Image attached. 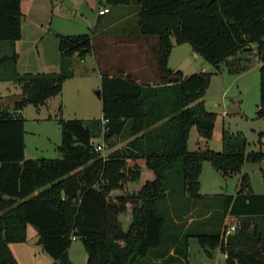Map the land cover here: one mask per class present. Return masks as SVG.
I'll list each match as a JSON object with an SVG mask.
<instances>
[{"label": "trees", "instance_id": "1", "mask_svg": "<svg viewBox=\"0 0 264 264\" xmlns=\"http://www.w3.org/2000/svg\"><path fill=\"white\" fill-rule=\"evenodd\" d=\"M21 2L0 0V41L11 44L0 66L12 64L0 80L21 90L17 102L0 108V264H18L10 245L25 242L29 226L52 264H72L67 255L72 237L82 241L85 264H188L190 238L209 257L215 250L226 254L224 264H264V193H253L245 173L234 195L223 194L215 230L203 229L205 223L214 228L217 216L203 210L204 215L187 224L182 220L187 210L175 217L179 234L167 240L160 208L168 192L174 193L168 190L172 171L181 179L184 196L203 203L213 197L199 193L204 161L229 177L241 174L245 163L263 159L260 151H247L241 133L223 130L222 152L189 151L186 139L192 127L202 138L211 137L214 115L203 104L209 77L220 72L221 64L244 59L252 45L260 61L254 118L264 119V0H99L107 15L121 10L134 18L136 41L146 43L154 55L158 80L150 85L125 72L102 75V117L60 119L57 159L25 157L21 111L61 94L63 83L73 78V58L94 53L93 33L104 14L89 33H54L58 72L21 74L15 70L18 54L13 50L22 36ZM185 43L212 73L184 76L168 67L172 48ZM100 136L110 149L118 141L127 142L103 156L92 144ZM227 216L235 223L233 233L224 224Z\"/></svg>", "mask_w": 264, "mask_h": 264}, {"label": "rangeland", "instance_id": "2", "mask_svg": "<svg viewBox=\"0 0 264 264\" xmlns=\"http://www.w3.org/2000/svg\"><path fill=\"white\" fill-rule=\"evenodd\" d=\"M62 0H56L54 4L56 9L60 7ZM73 0H66L62 5L71 7ZM59 5V6H58ZM58 6V7H57ZM99 8V7H98ZM82 13L85 19H89L92 15L87 7L78 12ZM126 11L122 12L113 10L107 16L101 19L99 28L93 33V56L90 62L83 64L79 58H75L72 62L71 70L74 71L72 79L66 80L63 84V92L55 98L49 99L45 105L34 108L27 105L21 111L24 119V145L25 157L28 159H57L60 154L57 147L60 145L61 133L58 125L60 119L63 120H97L102 117V107L96 91L100 88V79L105 74H116L117 72H125L131 75V79L139 84L153 85L158 80V72L155 65V58L148 45L144 42L136 41V32L133 31L134 18L126 15ZM84 19V21H85ZM85 24V23H83ZM82 24V29L84 26ZM93 27H90L92 30ZM105 30V35L101 30ZM90 30L87 32L89 33ZM83 32V31H81ZM82 34V33H81ZM11 45L9 42L0 41V58L4 56V49ZM251 50L247 52L246 57L241 60H234L231 63L221 64L220 72L212 74L209 77L207 89L203 94V104L207 111L214 115V129L209 139H204L198 133L195 127H192L187 136V149L189 151L211 150L214 152H222L223 142L221 140L223 130L236 134L241 132L245 140L248 142L247 151L258 152L260 147V139L256 132L252 131L255 123L250 119L255 117L256 105L259 102V65L260 61L257 55V48L251 46ZM12 64L3 62L0 66V74L9 73ZM168 67L174 71H181L184 76H189L201 72L212 73L210 67L202 57L195 54L188 44L180 46L175 45L172 49L168 60ZM38 68V67H36ZM31 68H19V71L27 69V72H19L17 64L16 72L36 73ZM230 68L238 69L237 73L230 72ZM5 85L9 91L5 90ZM15 85L0 82V108L11 107L14 102L21 98V90ZM59 106L62 110L59 112ZM224 114V115H223ZM263 140H261L262 142ZM127 141L121 140L116 142L111 149L109 143L103 136L94 138L92 144L102 145L105 149L101 151L106 156L113 148L122 147ZM260 163H245L242 173L249 177V182L253 192L260 193L264 191V172L259 170ZM241 174L229 177H221L212 165L204 161L200 173V194L202 196H213L206 199L205 202H195L187 199L182 192L181 179L172 171L169 173V188L174 190L168 192L167 202L161 205V214L165 216L167 228L164 231V237L169 240L175 234H179L180 225L177 222V215L183 211V221L187 224L203 210L209 213L217 220L214 228H207V221L210 216L206 217V226L203 230H215L220 222V212L223 207V194L234 195L239 189L241 182ZM136 187H131V191ZM218 196V197H216ZM186 198V199H185ZM177 210L176 212H174ZM227 230L230 226H234V221L230 216L224 219ZM183 223V222H182ZM31 230H34L29 226ZM35 231V230H34ZM30 239V235L27 233ZM37 241L31 240V247L36 248L39 252L36 258V264H51L49 255L45 254ZM22 249V248H21ZM187 251H189L188 264H224L219 251H216L209 257L197 244L194 238L188 240ZM67 253L72 264H84L87 259L82 241L78 238L72 241ZM35 254V253H34ZM36 255V254H35ZM47 257V263L43 257ZM21 264H35L34 255L23 249L17 253ZM18 262V261H17ZM19 264V263H18ZM183 264H185L183 262Z\"/></svg>", "mask_w": 264, "mask_h": 264}, {"label": "crops", "instance_id": "3", "mask_svg": "<svg viewBox=\"0 0 264 264\" xmlns=\"http://www.w3.org/2000/svg\"><path fill=\"white\" fill-rule=\"evenodd\" d=\"M66 0H62L60 7L56 9L55 13V5L56 0H22L21 2V12H22V24H21V39H19L13 45V50L15 54H18L17 59V70L19 68H31L30 70H34L36 68L38 70L34 72H44V73H54L58 72V59L59 53L57 52V40L54 33L62 34V35H72V34H81L87 33L90 30V27H93L96 20L100 16L97 12L104 8L100 6L99 0H73L74 3L71 7H64L63 3ZM87 7L88 11H91L92 15L89 19H85V17L78 12L83 10V7ZM99 7V8H98ZM107 16V13L104 14V17ZM85 19V21H84ZM85 23V24H83ZM82 24L84 26V30L82 29ZM83 31V32H81ZM4 49V56L9 54L11 51V45ZM173 49V48H172ZM85 57L84 59H79L83 64L90 62L91 57ZM3 57V56H2ZM78 57H74L73 60ZM73 62V61H72ZM21 71V70H20ZM19 71V72H20ZM27 72V69H23L21 72ZM201 72H204V68L201 69ZM199 72V73H201ZM74 76V75H73ZM0 82L13 86L12 81H3ZM64 84V83H63ZM5 90L9 91L7 85H5ZM15 86V85H14ZM13 86V87H14ZM17 86V85H16ZM19 87V85L17 86ZM20 90V87H19ZM63 92V85H62ZM259 103L256 105V111ZM255 111V113H256ZM224 115V114H223ZM255 123V127L252 131L258 134L260 139V147L259 150L264 154V119H255L254 117L250 119ZM241 133V132H238ZM242 134V133H241ZM261 140H263L261 142ZM30 158V157H26ZM260 163L264 162V157L259 161ZM259 170L264 172V163L259 165ZM242 167V171H243ZM241 171V173H242ZM201 187V184H200ZM256 195H260V193L253 192ZM27 233L31 236L22 244H11L10 250L15 256L16 260L19 264H21V260H19V256L17 253L23 249H27L30 253L34 255V261L36 264L37 254H39L36 248L31 247V240L37 241V245L40 246L39 238L36 235L34 230H31L29 227L27 228ZM22 248V249H21ZM36 255H35V254ZM221 254V253H220ZM67 255H69L67 253ZM44 256V255H43ZM222 261L224 262L226 254H221ZM45 263H47V257H43ZM51 264L53 263L50 260ZM85 264V263H84Z\"/></svg>", "mask_w": 264, "mask_h": 264}, {"label": "built area", "instance_id": "4", "mask_svg": "<svg viewBox=\"0 0 264 264\" xmlns=\"http://www.w3.org/2000/svg\"><path fill=\"white\" fill-rule=\"evenodd\" d=\"M106 12H107V9L106 8H102V9H100L97 12V14L101 15V14H105ZM103 123H106V121H103ZM95 148H96V150H100V151H103L105 149L102 145H99V144L95 145ZM234 229H235L234 226H230V228H229V230L227 232L228 233H233ZM75 240H77V238L76 237H72V241H75Z\"/></svg>", "mask_w": 264, "mask_h": 264}, {"label": "water", "instance_id": "5", "mask_svg": "<svg viewBox=\"0 0 264 264\" xmlns=\"http://www.w3.org/2000/svg\"><path fill=\"white\" fill-rule=\"evenodd\" d=\"M239 58H242L241 56H239ZM96 95H97V97L98 98H100V96H101V90H99V91H96ZM59 129H60V127H59Z\"/></svg>", "mask_w": 264, "mask_h": 264}]
</instances>
